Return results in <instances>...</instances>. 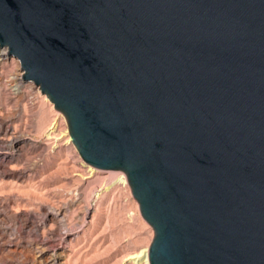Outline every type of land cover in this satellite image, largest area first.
Here are the masks:
<instances>
[{
    "label": "water",
    "instance_id": "95a60500",
    "mask_svg": "<svg viewBox=\"0 0 264 264\" xmlns=\"http://www.w3.org/2000/svg\"><path fill=\"white\" fill-rule=\"evenodd\" d=\"M0 45L127 173L151 264H264V0H0Z\"/></svg>",
    "mask_w": 264,
    "mask_h": 264
},
{
    "label": "rangeland",
    "instance_id": "374dc122",
    "mask_svg": "<svg viewBox=\"0 0 264 264\" xmlns=\"http://www.w3.org/2000/svg\"><path fill=\"white\" fill-rule=\"evenodd\" d=\"M3 63L0 264H35L43 241L49 252L57 249L63 253L60 260L65 264H133L129 255L151 247L156 230L143 215L132 186L112 185L116 176L110 170L125 171L100 168L96 175L85 178L88 167H82V161L86 160L74 141L59 146L66 138H48L46 124L45 128L40 125L43 119L47 125L58 121L60 129L67 126L70 132L65 113L55 104L52 108L44 98L47 94L33 81L24 78L20 89L9 84L11 74L21 71L19 58L9 52ZM13 135L24 138L18 144L23 145L22 150L6 149ZM109 186L110 190H102ZM53 206H62L68 221L59 225L44 216L53 212Z\"/></svg>",
    "mask_w": 264,
    "mask_h": 264
},
{
    "label": "bare ground",
    "instance_id": "6f19581e",
    "mask_svg": "<svg viewBox=\"0 0 264 264\" xmlns=\"http://www.w3.org/2000/svg\"><path fill=\"white\" fill-rule=\"evenodd\" d=\"M1 46V45H0ZM9 48L8 47H0V67L4 64L3 62H5V59L7 58V56L9 55ZM19 64V63H18ZM19 67V66H18ZM17 71V70H16ZM19 71V70H18ZM25 75V71L23 70V68H21V71L14 73L13 75L11 74V79H7V81L9 80V84L16 89H20L21 86L23 85V81H24V76ZM44 98L50 102L51 107H54V103L50 101V99H48V97L46 95H44ZM58 113V112H57ZM60 115V118L62 117V119L65 118L66 121V117L64 114L62 113H58ZM41 120V119H40ZM40 122V121H39ZM67 123V122H66ZM46 135L48 136V138H56V139H63L64 137L66 138L65 142L63 143H59V146H62L63 144H72L73 139L71 137V133L69 132V130L67 129V126L64 127L63 129H60V122L56 121V122H52V123H48L45 121V119H43V121L41 122L40 125H42L44 128L46 127ZM24 139L22 137L13 135L11 141H9V144L7 146V150H22L23 145H18L19 142H21V140ZM83 166H87L88 168H86L85 173H89L88 176H86L85 178H89L91 176L96 175L97 172H99V170H101L100 168L87 163V161H82V167ZM87 171V172H86ZM113 174H115L116 176V180L112 185H122L123 187H128L131 189V183L129 181V177L128 175L123 172V171H111ZM85 173L82 174L85 176ZM109 186L106 189H102L105 191L110 190ZM101 190V189H100ZM102 193L98 192L97 198H100ZM53 212H46L44 216H47L50 218V220L52 222H55L56 224H62L65 223V221H68L67 219V215L65 214V209L62 206L56 207L53 206L52 207ZM63 214V215H62ZM60 215H62L61 220L59 219ZM68 229V227H66ZM47 243H45V241L42 242V246L40 247V250L38 251V255L37 258L35 259V264H65L64 262H62L61 256L63 255L62 252H60L57 249H54L53 252H49L48 247H47ZM131 256V260H133V264H151L150 263V247L146 246L144 248L139 249L138 251L132 253V255H129V257Z\"/></svg>",
    "mask_w": 264,
    "mask_h": 264
},
{
    "label": "built area",
    "instance_id": "2783aa9c",
    "mask_svg": "<svg viewBox=\"0 0 264 264\" xmlns=\"http://www.w3.org/2000/svg\"><path fill=\"white\" fill-rule=\"evenodd\" d=\"M40 88V87H39Z\"/></svg>",
    "mask_w": 264,
    "mask_h": 264
}]
</instances>
